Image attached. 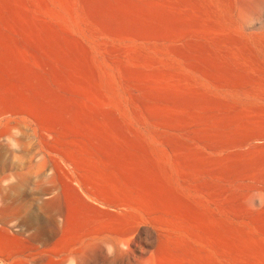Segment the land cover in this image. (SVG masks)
Segmentation results:
<instances>
[{
	"label": "rangeland",
	"instance_id": "obj_1",
	"mask_svg": "<svg viewBox=\"0 0 264 264\" xmlns=\"http://www.w3.org/2000/svg\"><path fill=\"white\" fill-rule=\"evenodd\" d=\"M179 9L0 0V264H264V65Z\"/></svg>",
	"mask_w": 264,
	"mask_h": 264
},
{
	"label": "bare ground",
	"instance_id": "obj_2",
	"mask_svg": "<svg viewBox=\"0 0 264 264\" xmlns=\"http://www.w3.org/2000/svg\"><path fill=\"white\" fill-rule=\"evenodd\" d=\"M169 1L176 9L181 7L183 14L179 20L199 40L200 57L205 65H264V0ZM158 15L161 31L164 29L161 10Z\"/></svg>",
	"mask_w": 264,
	"mask_h": 264
}]
</instances>
